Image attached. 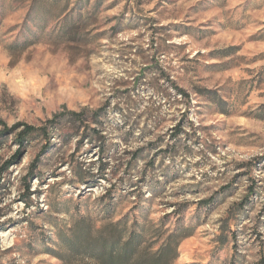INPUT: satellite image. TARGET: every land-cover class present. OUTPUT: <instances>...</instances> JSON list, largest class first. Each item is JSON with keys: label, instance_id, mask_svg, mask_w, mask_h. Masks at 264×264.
I'll use <instances>...</instances> for the list:
<instances>
[{"label": "clouds", "instance_id": "9594fccd", "mask_svg": "<svg viewBox=\"0 0 264 264\" xmlns=\"http://www.w3.org/2000/svg\"><path fill=\"white\" fill-rule=\"evenodd\" d=\"M250 41L264 0H0V264H264Z\"/></svg>", "mask_w": 264, "mask_h": 264}, {"label": "rangeland", "instance_id": "374dc122", "mask_svg": "<svg viewBox=\"0 0 264 264\" xmlns=\"http://www.w3.org/2000/svg\"><path fill=\"white\" fill-rule=\"evenodd\" d=\"M154 10V9H153ZM76 9L73 8V12H75ZM72 15V12L69 13V16ZM227 39H233L232 37H227ZM231 47H235L238 51L243 47L239 41H237L235 44L231 45ZM255 50V44L253 42H249L247 47L245 48L244 52L241 55V61L244 60H249V64L255 63L257 61V57L258 56H264V52H256L255 54H253ZM197 55H200V53H197ZM209 55H211V53H209ZM217 63H224V64H228L231 63V61H229L226 58H215ZM227 70V69H225ZM257 71V69L248 66L244 68V74L251 77L252 72ZM257 75L260 77H264V66L261 67V69L259 71H257ZM252 79H255V77H252ZM259 98V97H258Z\"/></svg>", "mask_w": 264, "mask_h": 264}]
</instances>
